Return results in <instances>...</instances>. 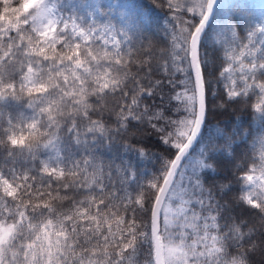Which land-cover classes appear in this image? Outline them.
<instances>
[{"label":"snow or ice","instance_id":"6c2138e0","mask_svg":"<svg viewBox=\"0 0 264 264\" xmlns=\"http://www.w3.org/2000/svg\"><path fill=\"white\" fill-rule=\"evenodd\" d=\"M164 4L174 21L158 58L98 3L73 0L64 9L59 0H0V120L8 125L0 127V264H128L134 254L143 264H252L253 253L264 256V135L259 160L250 154L237 163L233 137L243 132L224 133L225 143L208 152L223 153L232 173L211 187L204 170L218 173L219 165L204 150L195 166L188 156L209 109L211 81H227L226 102L248 104L254 96L248 106L264 120V25L244 37L233 28L226 66L213 76L200 41L215 0ZM157 72L166 75L155 79ZM162 93L167 103H145L163 101ZM10 101L24 110L4 119ZM145 128L174 151L160 155V170L135 196L121 195L112 175L134 179L132 162H105L97 150L120 137L142 138ZM121 147L153 155L132 143ZM42 149L55 158L41 161ZM233 179L244 185L237 199L257 210L256 220L227 215L217 199ZM65 203L70 207L61 211Z\"/></svg>","mask_w":264,"mask_h":264},{"label":"trees","instance_id":"16d2710c","mask_svg":"<svg viewBox=\"0 0 264 264\" xmlns=\"http://www.w3.org/2000/svg\"><path fill=\"white\" fill-rule=\"evenodd\" d=\"M110 2H115L117 0H109ZM130 4V20L132 26L138 31V37L135 42H143L145 48L152 46L157 51V56L159 58V53L166 46H169L168 43L171 39L170 33L171 28L169 25L173 23L174 18L171 11L164 4V0H122ZM163 5V6H162ZM231 16V15H230ZM191 16L188 14L185 19H190ZM196 21L198 18L194 17ZM234 22L237 24L240 29V24L235 17ZM179 26V25H178ZM211 26L209 27L207 33L201 40V46L203 49V54L206 58L205 68L213 76H215L218 71L221 69V65L226 66V60L224 53L220 46L211 38ZM166 73L157 72L154 76L155 79H163ZM183 77L181 76L180 79ZM210 88L212 92L209 93V109L205 118V124L201 132L200 138L197 145L194 147L189 156L194 157L193 165L195 166L197 161L200 159V152L204 150L206 155L213 161L210 163H217L220 167L218 173L211 170H204L205 175L204 179L206 181L205 186L211 187L214 180L223 179L225 177H230L232 173L231 164L226 162V158L223 153L220 152H208L209 149L214 146H220L225 143L224 133L232 134L233 131H242L243 137L237 135L233 139L235 143L233 144L234 155L237 157V163H243L244 160H247L249 155L256 156L254 149V142L257 136L258 131L263 126L260 119H258V113L255 110L248 106V104L255 102V97L245 103H234L226 102L227 98L222 95L226 90L223 77L220 78V82L216 81L210 82ZM180 88H177L176 91H180ZM167 93V89H165ZM162 93V95H165ZM214 93V94H213ZM106 103H110L106 101ZM145 103L147 104H165L167 103V95L162 101L159 97H146ZM173 103H176L173 101ZM111 106V105H110ZM94 120L99 117L93 116ZM105 120H109L110 117L105 114ZM175 119V117H173ZM0 127L7 128L8 126L0 120ZM135 131V129H133ZM4 137L0 133V140H3ZM139 142V143H138ZM132 143L137 147H145L153 153L152 156L143 157L138 156L135 152H125V149L121 147V144ZM43 155L40 156V160L44 161L49 156L55 158L56 153L52 149H42ZM167 151H174L171 149V146L166 145L162 140L156 136L150 128H145L143 137L139 138V133L137 137L128 139L126 137L117 138L110 146H103L98 148L97 155L105 162L114 161L116 165L120 164L121 160L131 161L133 165L132 171L136 173V177H124L122 174L113 173L112 183L116 185L113 188V191L119 192L122 188L123 191L120 192L121 195L127 194L129 196H135L140 190V186L146 184L150 179L153 173L160 170V155L164 158L168 157ZM73 156L76 159L80 158L81 153L77 152L76 149H71ZM64 155V152L61 151V156ZM231 159V158H227ZM256 159V158H255ZM187 160V159H186ZM4 164L3 152L0 150V165ZM9 167L12 165L9 164ZM25 167L28 165L25 164ZM38 165H32V167H37ZM17 169L21 166L16 165ZM235 171V169H233ZM242 194V183L233 179L230 183V190H225L220 192L217 195V199H220L222 203L228 205L227 215H230L233 218L243 219V220H256L257 219V210L252 209L250 206L244 204L242 205L237 199L239 195ZM56 193H53L55 196ZM61 197L65 196L64 192H60ZM74 193H68L67 196L70 198L74 196ZM83 199V197H77ZM39 202V201H35ZM64 203V201H62ZM70 205L65 203L64 208L61 211H66ZM112 211H115L113 209ZM123 213H121L122 215ZM139 216L142 218L143 213H139ZM109 222L113 223V230H116V225L114 219H110ZM138 224L146 223V220L138 219ZM126 227V225H122ZM258 242V241H257ZM95 243V242H94ZM252 264H264V256H261L259 253H253L250 256ZM128 264H143V257L139 254H134L128 258Z\"/></svg>","mask_w":264,"mask_h":264},{"label":"rangeland","instance_id":"374dc122","mask_svg":"<svg viewBox=\"0 0 264 264\" xmlns=\"http://www.w3.org/2000/svg\"><path fill=\"white\" fill-rule=\"evenodd\" d=\"M76 2H79L81 6L87 2L98 3L103 13L107 14L108 19L112 20L113 23L119 25L121 21H123L122 26L130 31L133 41H136L138 31L131 24L129 15L131 6L127 2L122 0H117L115 2H110L109 0H76ZM59 4L64 9H68L70 6H73V0H59ZM83 11H87L89 14H92L95 9L84 8ZM189 15L191 16L192 14L189 13ZM194 17L198 18V20L200 19L198 15ZM235 17L240 24V29L233 20ZM260 25H264V0H220L218 9L215 12L210 24L212 30L209 34L224 53L227 41L232 39L231 30L233 28L239 36L244 37L249 31ZM223 81L226 85L227 81L224 80V78ZM8 103L10 104V109L5 112L4 119H7L9 114H15L17 111L24 110L20 108L19 102L10 101ZM25 113L30 115L31 110L25 109ZM260 121L263 126L258 131L253 144L256 152L255 158L257 161L260 158L259 138L261 135H264V120L260 119ZM13 123L19 125L18 120L13 121ZM243 188L244 185L242 184V189Z\"/></svg>","mask_w":264,"mask_h":264},{"label":"water","instance_id":"95a60500","mask_svg":"<svg viewBox=\"0 0 264 264\" xmlns=\"http://www.w3.org/2000/svg\"><path fill=\"white\" fill-rule=\"evenodd\" d=\"M218 3H219V0H215V4H214V6H213V10H212V12L209 14V19L207 20V22H206V24H205V27H204V30H203V32L201 33V39H202L204 33L206 32L208 26H209V23H210V21H211V19H212V17H213V14H214V12H215L217 6H218ZM204 123H205V121H204ZM204 123H203L202 126H201V131H200V133H199V134L197 135V137L194 139L193 144L191 145V147H190V149H189V153H188V155H189L190 152L193 150V148L196 146V144H197V142H198V140H199V137H200V135H201L202 129H203V127H204ZM186 158H187V156H186Z\"/></svg>","mask_w":264,"mask_h":264}]
</instances>
